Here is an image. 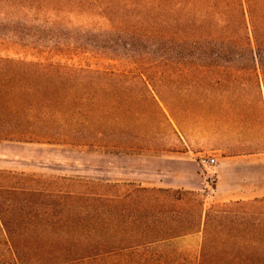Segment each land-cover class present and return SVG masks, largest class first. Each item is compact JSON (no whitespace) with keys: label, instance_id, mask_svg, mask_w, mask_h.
I'll return each instance as SVG.
<instances>
[{"label":"rangeland","instance_id":"obj_1","mask_svg":"<svg viewBox=\"0 0 264 264\" xmlns=\"http://www.w3.org/2000/svg\"><path fill=\"white\" fill-rule=\"evenodd\" d=\"M78 11L63 24L67 41L77 23L90 21ZM100 33L93 27L89 32ZM43 37H24V9L0 4V137L13 139H0L2 149L10 146L2 141L21 140L13 149L24 155V140L51 134L56 141L43 143L49 146L35 149V155L56 156L66 163L83 158L85 150L187 158L201 165L206 189L61 180L51 171L14 170L24 175L10 176L6 183L47 191L37 195L26 189L22 196L9 197L7 223L19 234L15 245L22 251L16 255L0 239V264H216L219 237L241 232L244 212L253 209L249 202L264 199V112L258 111V101L241 98V104L252 108L238 118L241 126L233 115L190 117L184 108L192 101L173 90L169 66L154 46L60 45ZM76 74L81 76L74 78ZM233 102L227 95L205 100L207 106ZM158 104L169 119L172 108L181 129L175 132L168 126ZM214 121L230 124L215 128ZM244 138L254 143L242 146ZM225 142H230L229 149ZM212 157L215 161L208 162ZM219 182L224 188L244 186L252 194L261 190L263 196L230 204L217 199ZM56 189L74 195L55 200L48 193ZM90 192L118 197L73 199L76 193ZM71 206L82 212L69 215L65 211Z\"/></svg>","mask_w":264,"mask_h":264},{"label":"trees","instance_id":"obj_2","mask_svg":"<svg viewBox=\"0 0 264 264\" xmlns=\"http://www.w3.org/2000/svg\"><path fill=\"white\" fill-rule=\"evenodd\" d=\"M116 1L121 0H0V4L14 7L20 5L24 9V37H32L33 40L37 36H44V40H54L60 45L90 44L101 45L103 48H126V45L135 48L136 45L144 47L148 44L154 46L156 51L162 53L161 59L169 66L167 78L173 90L183 95L187 102L192 101L184 108L190 117L196 113H201L202 116L211 113L233 115L238 119L247 109H252L240 103L244 96L257 100L258 111L264 112V0H124L122 5H116ZM75 8H79V15H87L88 18L85 19L90 21L77 23L72 40L67 41L63 24ZM31 22L37 26H29ZM92 27L102 33L91 36L89 32ZM80 32H83V36L79 35ZM96 72L114 75L112 71ZM73 76L79 78L81 74ZM226 95L233 98L232 104H205V100L214 102ZM158 106L166 117L164 109L159 104ZM168 110L171 117H166V123L176 132L183 124L172 108L169 107ZM238 121L241 126L243 122ZM229 124L214 121L212 126L218 128ZM24 135L27 136L28 133ZM45 135L42 138L47 141L28 138L24 142L56 141L53 135ZM0 139L13 140L6 136ZM225 143L229 149L230 142ZM253 143L254 141L244 138L240 144L247 146ZM241 154L246 155L247 152ZM22 173L24 172L0 169V239H4L8 248L13 249L18 256L22 251L15 245L19 234L7 223L12 212L9 197L13 194L22 196L26 189L37 195L47 191V188L25 189L20 184L6 183L10 176L24 175ZM57 178L71 180L64 176ZM49 192L50 197L55 200L74 195L63 189ZM81 195H86L89 198H86L87 201L96 202L102 197H118L116 193L108 196L105 193L90 192L76 193L73 199L81 200ZM244 203V200L230 202L236 205ZM249 203L253 209L244 212L247 216L245 228L234 236L226 237L223 233L219 237L216 264H264V199H254ZM71 207L73 208L65 211L69 215L82 212L78 206ZM18 213H21L20 210ZM48 213L50 212H43Z\"/></svg>","mask_w":264,"mask_h":264},{"label":"crops","instance_id":"obj_3","mask_svg":"<svg viewBox=\"0 0 264 264\" xmlns=\"http://www.w3.org/2000/svg\"><path fill=\"white\" fill-rule=\"evenodd\" d=\"M2 143L6 147L10 145L7 150L2 149V144H0V169L3 170L51 171L65 177L117 184H140L146 187L184 188L195 191L206 189L201 174V165L197 160L162 155L145 156L129 152L111 153L85 150L83 158L80 160L69 158V162L66 163L65 161L60 162L59 158H55L56 156L34 154L35 149H45L49 144L24 142V155H20L13 149V145L19 142L2 141ZM70 149H75V147H70ZM94 158L100 159L99 163L94 162ZM215 191L217 199L222 201L263 196L261 190L260 192L256 190L252 194L250 192L252 190H247L244 186L224 188L221 182L217 183Z\"/></svg>","mask_w":264,"mask_h":264},{"label":"built area","instance_id":"obj_4","mask_svg":"<svg viewBox=\"0 0 264 264\" xmlns=\"http://www.w3.org/2000/svg\"><path fill=\"white\" fill-rule=\"evenodd\" d=\"M207 161H208V162H214L215 159L212 157V158H210V159H207Z\"/></svg>","mask_w":264,"mask_h":264}]
</instances>
